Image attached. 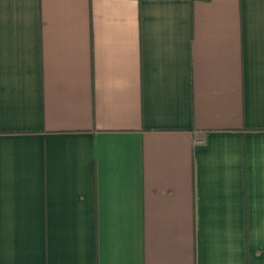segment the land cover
Masks as SVG:
<instances>
[{
	"label": "crops",
	"instance_id": "0c3cea01",
	"mask_svg": "<svg viewBox=\"0 0 264 264\" xmlns=\"http://www.w3.org/2000/svg\"><path fill=\"white\" fill-rule=\"evenodd\" d=\"M0 264H264V0H0Z\"/></svg>",
	"mask_w": 264,
	"mask_h": 264
},
{
	"label": "trees",
	"instance_id": "16d2710c",
	"mask_svg": "<svg viewBox=\"0 0 264 264\" xmlns=\"http://www.w3.org/2000/svg\"><path fill=\"white\" fill-rule=\"evenodd\" d=\"M193 1V0H192Z\"/></svg>",
	"mask_w": 264,
	"mask_h": 264
}]
</instances>
